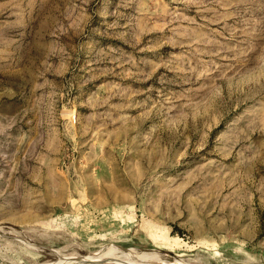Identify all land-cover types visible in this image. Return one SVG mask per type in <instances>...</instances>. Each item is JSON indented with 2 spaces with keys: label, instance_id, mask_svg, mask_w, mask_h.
Wrapping results in <instances>:
<instances>
[{
  "label": "rangeland",
  "instance_id": "obj_1",
  "mask_svg": "<svg viewBox=\"0 0 264 264\" xmlns=\"http://www.w3.org/2000/svg\"><path fill=\"white\" fill-rule=\"evenodd\" d=\"M83 259L264 264V0H0V264Z\"/></svg>",
  "mask_w": 264,
  "mask_h": 264
},
{
  "label": "bare ground",
  "instance_id": "obj_2",
  "mask_svg": "<svg viewBox=\"0 0 264 264\" xmlns=\"http://www.w3.org/2000/svg\"><path fill=\"white\" fill-rule=\"evenodd\" d=\"M124 253V252H123ZM124 255H129V254H124ZM147 255H149L148 253H147ZM152 255V254H151ZM154 255V254H153ZM139 256H141V255H139ZM157 256V255H156ZM155 255L154 256H151V258H154V259H157V257H156ZM105 257H103V259H104ZM122 258H124V257H122ZM121 258V259H122ZM141 258H142V256H141ZM143 258H146V257H143ZM149 258V257H148ZM115 259H118V258H116L115 257ZM159 264H162V263H159Z\"/></svg>",
  "mask_w": 264,
  "mask_h": 264
},
{
  "label": "water",
  "instance_id": "obj_3",
  "mask_svg": "<svg viewBox=\"0 0 264 264\" xmlns=\"http://www.w3.org/2000/svg\"><path fill=\"white\" fill-rule=\"evenodd\" d=\"M103 260H104V259H103ZM103 260H101V261H103ZM85 262L89 263V261H88V260H86V259H83V260H80V261H78V262H75L74 264H78V263H85Z\"/></svg>",
  "mask_w": 264,
  "mask_h": 264
}]
</instances>
